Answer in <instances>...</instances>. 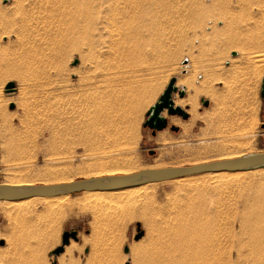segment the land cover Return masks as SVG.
I'll return each mask as SVG.
<instances>
[{
    "label": "rangeland",
    "instance_id": "obj_1",
    "mask_svg": "<svg viewBox=\"0 0 264 264\" xmlns=\"http://www.w3.org/2000/svg\"><path fill=\"white\" fill-rule=\"evenodd\" d=\"M91 1L95 19L77 24L60 17L51 4L0 0V184L18 178L66 182L105 172L129 173L264 152L260 96L264 69L245 92L243 111L234 118L217 114L213 100L199 95L195 110L199 117H193L187 105L181 106L187 119L172 115L173 121L164 111L177 131L166 127L152 135L142 126L146 110L171 77L175 84L189 77L200 85L215 67L230 74L225 71L240 57L264 52V0H155L160 5L153 19H162L160 24L167 19V35L152 33L153 41L149 36L145 49L119 47L113 52L106 45L114 35L101 24L113 0ZM164 37L167 42L162 44ZM241 73L231 74L242 78ZM108 75L109 85L102 82L96 89L98 79ZM127 84L152 92L137 111L122 113L106 101L111 100L114 86ZM213 85L222 86L220 81ZM177 86H184L185 94L179 97L176 92L173 99L192 93L181 83ZM94 91L102 106L86 111L83 96ZM201 97L209 101L207 106ZM90 109L94 116L100 111L95 122ZM205 174L123 192L84 191L50 207L42 198L12 209L6 207L12 200L0 201V264H147L150 255L155 264H183L181 247L187 242L214 239L222 250L232 248L243 218L249 229L247 263L264 264V169L228 182L209 180ZM72 230L77 239L70 238L60 254H52L61 245L62 233ZM70 242L75 247L68 252Z\"/></svg>",
    "mask_w": 264,
    "mask_h": 264
},
{
    "label": "bare ground",
    "instance_id": "obj_2",
    "mask_svg": "<svg viewBox=\"0 0 264 264\" xmlns=\"http://www.w3.org/2000/svg\"><path fill=\"white\" fill-rule=\"evenodd\" d=\"M35 2H37L39 5H42V3L43 4L44 3L51 4L52 5L51 7L54 8V11L57 12L60 17H64V19L65 18L67 19L69 17L70 19L73 20V21L72 20H70V21L77 23V24H78L79 20H82V19L89 20V21H93L95 19L94 7L92 5L91 0H88V3L89 2L90 3L86 4V5L84 4V2L81 4V2L79 0H38V1L34 0V3ZM100 4H101V2H100ZM158 4L160 5V3H158ZM159 5H157V1H155V0L154 1L153 0H113L112 3H110V5H108L109 6L108 7L109 8L108 9L109 16H107L106 18H104L103 16L101 17V24L104 23L103 25L108 29L109 32H112V34L114 35L112 38H109L107 41V45H106V47L108 48L107 50H111V52H113L114 51L113 49L116 50L119 47H120L119 49L122 48V49H125L127 51L130 49H139L140 47L144 48V47H146L145 45L149 44L148 39L151 37L152 33L158 32V33H163V34L167 35V19H165L164 22L162 21L163 23L161 22V24L159 22L162 19L159 21L153 19L154 14L159 12ZM163 5L164 4L162 3V6ZM163 7L165 8V6H163ZM98 8H99V6H98ZM99 11H100V8H99ZM158 14H157V16H159ZM52 16H54V15H52ZM164 40H166L165 41V43H166L167 37H164V39L162 40V44L164 43ZM152 41H153V38H152ZM152 41H151V43H153ZM159 41H160V39H159ZM155 43H156V41H155ZM156 44H158V43H156ZM111 52H110V54H112ZM132 52L133 51L131 50V54H132ZM118 53H119V51H118ZM124 54H126V53H124ZM133 54H135V53H133ZM136 54H135V56H136ZM135 56H133V57H135ZM113 57H114V55H113ZM119 57H123V55L119 56ZM121 59H123V58H121ZM121 59H120V61H122ZM125 59H123V60L125 61ZM127 59H129V58H127ZM108 60L109 59L107 58L106 61H108ZM237 62H238V64L233 65L231 69L225 71V72L230 73V74H226L224 72L223 73L217 72V69L219 68V66L215 67L214 73L211 74L208 78H204L201 81L200 85L194 84L189 77L180 78L178 80V83H181V84L185 85L186 87L191 88L192 93L187 94V96L184 98L174 99V103L176 105H180V106L187 105L189 108L188 110L193 114V117H199V115L195 111L196 106H197V98L199 95L208 96L209 98H211L213 100L214 105H215L214 111L217 114H225L230 119L234 118V115H238L240 112L243 111L242 101L245 100V92L249 91L250 88L252 87L253 83H256L259 80V77L261 76V73L264 69V52L259 51V52H254L253 54L248 52L244 56L240 57ZM105 63H107V62H105ZM110 64H111V62H110ZM124 64H126V62H124ZM122 65H123V63H122ZM126 65L127 66L129 65L128 62ZM109 66L112 67V65H109ZM184 66L187 67V64H184ZM100 67H101V65H100ZM114 67H116V62L114 63ZM126 67H124V68H126ZM107 68H109V67H107ZM118 68H120V67H118ZM104 69H102V70H104ZM111 70H113V69H111ZM114 70H115V68H114ZM235 70L237 72L242 71V73H241L242 78H236V77L232 76L231 73H233ZM106 71L109 72L110 70L106 69ZM106 71L103 75L108 74ZM117 71H119V70H117ZM119 72H117V74ZM117 74H114V75L116 76ZM110 77L111 76L108 75V77H106V78L103 77V79L102 78L98 79V80H101V83L95 84L96 89H97V87L100 86V84L102 85V82H104L103 85H106L108 83L107 80H109ZM116 77L115 78L118 79V76H116ZM122 77H123V75H122ZM113 78H114V76H113ZM120 79H122V78H119L118 80H120ZM215 81H220L222 86L221 87H215L213 85V82H215ZM105 82H107V83L105 84ZM119 82L117 84L121 85L122 82L121 83H119ZM109 83L112 84V82H109ZM178 83H176V85ZM122 84H124V83H122ZM107 85H109V84H107ZM127 85H125V86L122 85L121 88H119L120 86L117 88L114 86L113 87L114 88L113 96H110L111 94L109 95V97H111V100H109V101L105 100L106 102H108V104L110 103L109 105H111V107H113V108L116 107L117 110L120 109L122 111V113H124V111L130 112L132 109L134 111H137L141 107V105L143 104V100L152 92V89L150 90V92L148 90L147 93L146 92H140L139 89H137V87L134 88L133 86L129 87V85L128 86ZM89 88H91V87H89ZM103 89L104 88H102V90ZM97 91H99V90H97ZM97 91H94L93 93L88 92L89 94L87 93L86 96H83L84 97L83 99L81 98L82 102H83L81 104L83 106V109L85 107L86 111H87V108H89V107H94V109L96 110L100 106H102L99 104V102H96L97 96H98ZM111 91H113V90H111ZM104 92H106V90ZM144 93H145V95H144ZM99 94H100V92H99ZM102 97L104 98V93H103ZM99 99H100V97H99ZM99 101H101V100H99ZM100 103H102V102H100ZM231 104H233V106H231ZM94 109L93 110L90 109L91 113L94 112V114L92 113L93 118H90L92 120V122L97 121L96 120L97 116L100 114V111H98L99 112L98 115L94 116L95 115ZM129 109H131V110H129ZM102 110H103V108H102ZM121 111L119 114L120 116H121ZM85 115H89V114L86 113ZM123 117H124V115H123ZM171 120L175 121L176 119L172 116ZM227 154H225V155H227ZM231 154H233V153L231 152ZM240 155H241V153L240 154L238 153L236 155L235 154L234 155L229 154L228 156H221L220 158H217V159L231 158V157H236V156H240ZM261 169H264V168L247 170V171L205 172L206 173L205 175H207L206 178H208L209 180H215V181L216 180H218V181L223 180V181L228 182V181H236V180L242 178L243 175L249 171H258ZM119 173L120 172H110V173L105 172V174H94L92 176H87V177H96V176L112 175V174H119ZM185 177H187V176H185ZM63 178H64V176H63ZM178 179H180V178H176V180H178ZM45 180H48V178H46ZM55 180H56V178H55ZM32 181L33 180L29 179V178L28 179L18 178L16 180H9L8 182L1 183V184H7V185L35 184ZM67 181H72V180L67 179L66 182ZM57 182H59V181H57ZM57 182H53V183H57ZM152 183H156V182H152ZM152 183H147V184H143V185H139V186H133V187H127V188L113 189V190H92V191H87V192H99V191L110 192V193L119 192V191L123 192L125 190L128 191V190L136 189V188H139V187H142V186H145L148 184H152ZM209 183H210V181H209ZM44 184H46V183H44ZM67 196H69V195L66 194V195L49 196V197L34 196V197H29V198L20 199V200H12L13 202L10 204H7L6 207L8 209L9 208L10 209L19 208V207L21 208V205H23L22 203H24V205H25L24 201H26L28 199H32V198H42L45 201L44 202L45 205L50 207L53 204L55 205L56 203H59V200L62 201L63 197H67ZM7 203H9V202H7ZM77 207L81 208V205H78ZM3 209L5 210V208H3ZM246 221L247 220L245 218H243L242 220L241 219L239 220V231L237 233L233 234V236L238 238V241L236 242V244L232 248L227 247L228 249L226 251L222 250V247H219L216 240H214V239L202 240V241H200L198 239L199 241L197 240L194 242H187L184 245H182V247L180 246L181 248H183V251L181 252V255L183 256V258H182L183 262L182 263L183 264H248L247 263L248 262L247 261L248 260L247 259L248 250L246 249L247 244H248L247 243L248 240H246V239H247V236L249 233L248 232L249 229H248V224ZM231 222L233 225L234 224V218L231 220ZM74 247H75V243L70 242V244L66 247L67 249L65 248V250L69 252ZM233 253H235V255H236L235 257L233 256ZM156 262L157 261L154 258H152V256L150 255V257H148L146 263L147 264L148 263L155 264ZM177 264H178V262H177Z\"/></svg>",
    "mask_w": 264,
    "mask_h": 264
},
{
    "label": "water",
    "instance_id": "obj_3",
    "mask_svg": "<svg viewBox=\"0 0 264 264\" xmlns=\"http://www.w3.org/2000/svg\"><path fill=\"white\" fill-rule=\"evenodd\" d=\"M231 55H236L235 51ZM185 58L183 62H186ZM76 61H74L75 63ZM176 78L171 77L167 82L161 94L157 97L152 105L148 107L145 112V119L142 124L143 127H148L151 134L155 135L166 127L172 131H177L178 127L169 125L166 116L163 115L165 111L167 116L177 115L182 119H187L189 114L180 106L174 103L173 94L178 93L179 97L185 94L184 86L178 87ZM260 96L264 100V71L261 79ZM202 105L207 106L208 100L200 98ZM152 154L154 151L149 150ZM264 168V152H253L241 154L240 156L216 159L206 162L194 163L189 165L177 166H162L153 168H143L129 173H119L112 175H102L96 177H80L72 181L57 182V183H35L23 185H0V201L3 200H20L34 196H60L80 193L92 190H113L120 188H127L139 186L152 182H161L181 178L185 176L215 172V171H247ZM76 231H64L62 233L61 245L52 251V254H60L64 246L69 243V239L76 240ZM3 241H0L2 244ZM127 251V247L125 248ZM51 264H55V261ZM125 264H129L128 262Z\"/></svg>",
    "mask_w": 264,
    "mask_h": 264
}]
</instances>
